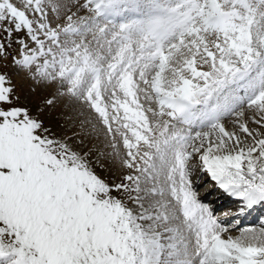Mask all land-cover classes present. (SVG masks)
I'll list each match as a JSON object with an SVG mask.
<instances>
[{"label":"snow or ice","instance_id":"6c2138e0","mask_svg":"<svg viewBox=\"0 0 264 264\" xmlns=\"http://www.w3.org/2000/svg\"><path fill=\"white\" fill-rule=\"evenodd\" d=\"M0 264H264V0H0Z\"/></svg>","mask_w":264,"mask_h":264},{"label":"bare ground","instance_id":"6f19581e","mask_svg":"<svg viewBox=\"0 0 264 264\" xmlns=\"http://www.w3.org/2000/svg\"><path fill=\"white\" fill-rule=\"evenodd\" d=\"M253 222H250V223H248L249 225H245V226H251L250 224H252ZM242 226H244V225H242Z\"/></svg>","mask_w":264,"mask_h":264},{"label":"rangeland","instance_id":"374dc122","mask_svg":"<svg viewBox=\"0 0 264 264\" xmlns=\"http://www.w3.org/2000/svg\"><path fill=\"white\" fill-rule=\"evenodd\" d=\"M204 195V193H203V191L201 192V196H203Z\"/></svg>","mask_w":264,"mask_h":264}]
</instances>
